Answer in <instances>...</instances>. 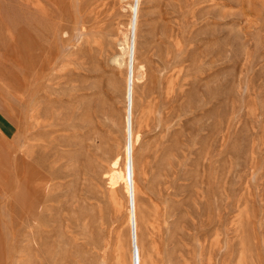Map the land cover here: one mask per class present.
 <instances>
[{"label":"rangeland","instance_id":"1","mask_svg":"<svg viewBox=\"0 0 264 264\" xmlns=\"http://www.w3.org/2000/svg\"><path fill=\"white\" fill-rule=\"evenodd\" d=\"M0 264H264V0H0Z\"/></svg>","mask_w":264,"mask_h":264},{"label":"bare ground","instance_id":"2","mask_svg":"<svg viewBox=\"0 0 264 264\" xmlns=\"http://www.w3.org/2000/svg\"><path fill=\"white\" fill-rule=\"evenodd\" d=\"M93 3H94V1H93ZM137 3H138V2H137ZM90 7H91V6H90ZM63 8H64V7H63ZM95 9H96V8H95ZM92 11H93V10H92ZM94 13H95V12H94ZM94 13H92V14H94ZM135 13H136V12H135ZM89 14H90V13H89ZM92 14H91V15H92ZM91 15H89L88 18H90ZM97 15H98V13H97ZM136 15H137V14H136ZM98 16H99V15H98ZM137 16H138V15H137ZM91 17H92V16H91ZM63 18H64V17H63ZM92 19H93V18H92ZM134 21H135V19H134ZM67 22H68V21H67ZM91 22H92V21H91ZM85 23H86V22H85ZM94 24H95V23H94ZM86 25H87V24H86ZM134 25H135V24H134ZM92 26H94V25H92ZM135 31H136V30H135ZM134 36H135V35H134ZM132 37H133V36H132ZM52 42H53V41H52ZM99 42H100V41H99ZM131 42H132V41H130V43H131ZM95 43H96V42H95ZM130 43H129V45H130ZM131 44H132V43H131ZM101 45H102V44H101ZM131 46L133 47V44H132ZM132 47L129 46V48H132ZM133 48H134V47H133ZM131 51H132V49H131ZM131 51H128V52H131ZM133 52H134V50H133ZM133 58H134V57H133ZM113 60H114V62L117 63V65L120 67V65H121V63H122V61H123V57H122V56H121V57H114ZM128 60H129V59H128ZM124 62H125V61H124ZM129 62H130V61H129ZM67 63H68V62H67ZM128 65H129V64H128ZM128 65H127V66H128ZM127 66H126V68H127ZM129 67H130V66H129ZM129 67H128V68H129ZM140 67H141V66H140ZM132 68H133V67H132ZM133 69H134V68H133ZM133 69H132V70H133ZM126 71H129V70H126ZM141 71H142V70H141ZM58 72H59V71H58ZM127 73H128V72H126V75H127ZM51 74H52V73H51ZM128 74H129V73H128ZM131 74H133V73H131ZM136 74H137V73H136ZM143 74H144V72H143ZM134 76H135V75H134ZM137 76H138V74H137ZM138 77H139V76H138ZM128 78H129V77H128ZM132 78H134V77L132 76ZM136 78H137V77H136ZM132 81H134V80H132ZM132 81H131V82H132ZM134 82H135V81H134ZM131 84H132V83H131ZM127 85H128V84H127ZM132 86H133V84H132ZM131 88H132V87H130V89H131ZM31 108H32V107H31ZM67 118H68V117H67ZM127 148H128V147H127ZM126 151H127V150H126ZM131 151H132V150H131ZM118 155H119V154H118ZM117 157H118V156L114 157L115 160H114V162H113V165H115V166H116L117 163H119V162H117V160H118V159H116ZM126 158H127V157H126ZM132 158H133V157H132ZM127 159H128V158H127ZM127 159H126V160H127ZM130 161H131V160H130ZM111 167H112V166H111ZM116 167H117V166H116ZM126 167H127V165H126ZM113 168H114V167H113ZM124 168H125V167H124ZM111 169H112V168H111ZM111 169H110V170H111ZM116 169H117V168H116ZM113 170H114V169H113ZM113 170H112L111 172H113ZM117 170H118V169H117ZM117 170H116V171H117ZM114 171H115V170H114ZM119 171H120V170H119ZM117 172H118V171H117ZM118 173H119V172H118ZM119 174H120L121 177L123 178V176H122V174H121V171H120ZM106 175H107V174H106ZM114 175H115V173H114V174H110V175H109L110 179H112ZM121 177H120V178H121ZM122 180H123V179H122ZM132 180H133V179H132ZM120 181H121V180H120ZM125 181H126V180H125ZM125 181H124V182H125ZM133 181H134V180H133ZM131 182H132V181H131ZM126 183H127V182H126ZM133 185H134V184H133ZM124 186H126L125 183H124ZM125 188H126V187H125ZM12 189H13V188H12Z\"/></svg>","mask_w":264,"mask_h":264}]
</instances>
